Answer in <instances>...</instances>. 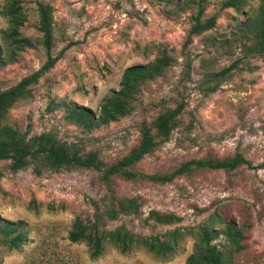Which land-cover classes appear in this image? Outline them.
Here are the masks:
<instances>
[{"label": "rangeland", "instance_id": "1", "mask_svg": "<svg viewBox=\"0 0 264 264\" xmlns=\"http://www.w3.org/2000/svg\"><path fill=\"white\" fill-rule=\"evenodd\" d=\"M220 2L204 0L201 19L214 15L215 23L182 47L196 12L187 0L22 1L25 20L19 33L34 45L0 67V91L45 60L38 45V4L50 7L49 55L59 58L10 107L6 125L26 138L51 133L79 154L94 152L109 165L137 144L141 123H150L180 98L185 108L168 141L131 168L138 175L135 180H111L117 197L136 198L138 216L106 217L108 192L94 170H44L35 175L31 166L11 172L8 161L0 162V226L20 222L18 231L23 234L16 250H8L0 235V264H184L192 252V236H185L171 257L160 258L142 248L120 253L105 245L92 258L83 241H67V232L78 218L85 225L95 222L97 232L123 226L134 235L154 236L204 225L213 214L207 226L218 229L226 221L242 230L243 250L232 256L234 264H264V168L192 170L164 185L144 179L169 173L189 160L240 154L252 166L264 161V54L251 50L252 35L245 28L256 15L258 0L238 12L220 8ZM2 5L0 0V9ZM5 29L0 15V43ZM161 50L171 58L170 66L139 86L129 114L90 130L65 121V107L96 112L102 99L118 89L124 69L151 63ZM230 65L232 71L207 93L212 85L206 83L211 82L208 75ZM150 211L171 213L180 220L172 225L143 223ZM212 243L221 245L223 239L219 236Z\"/></svg>", "mask_w": 264, "mask_h": 264}, {"label": "trees", "instance_id": "2", "mask_svg": "<svg viewBox=\"0 0 264 264\" xmlns=\"http://www.w3.org/2000/svg\"><path fill=\"white\" fill-rule=\"evenodd\" d=\"M2 1L0 15L6 21V29L2 33V43H0V67L13 62L19 52L34 45L29 38L19 33V28L25 20L21 5L23 0ZM187 1L196 7V12L190 18L191 25L182 47H185L193 37L210 30L215 23L214 15L201 19L204 0ZM249 1L251 0H221L220 8H230L238 12ZM36 14L37 32L40 35L38 45L44 50L46 57L36 71L23 77L12 87L0 91V162L8 161V169L11 172L31 166L35 175H39L44 170L54 172L70 169L94 170L99 173V179L108 192V202L104 209L106 217L114 219L119 214L138 216L139 204L136 198L117 197L110 188L111 180L117 177L121 180L133 181L138 177L137 174L131 172V168L144 156L151 154L168 141L171 132L181 123L180 116L185 108L184 100L180 98L172 108H164L150 123H141L138 129L137 144L120 160L109 165L100 161L94 152L79 154V150L56 140L55 136L48 132L26 138L4 123L6 113L15 102L28 93V87L47 72L59 58V54L54 57L49 55L52 45L50 7L38 4ZM245 28L252 35L251 50L256 54H264V0H258L256 15L245 24ZM170 63L171 58L164 50H161L151 63L124 69L120 75L118 89L102 99L96 112L87 108L65 107V121L84 130H90L126 116L132 109L130 102L139 86L162 75ZM233 68L234 66L230 65L209 74L207 78L211 82L206 83H212V85L207 86L206 92L212 93ZM240 166H245L247 169H263L264 161L252 166L240 154H234L230 158L221 160H189L169 173L152 174L142 178L164 185L192 170L208 169L230 172ZM96 209L94 205V210ZM94 214L97 218L98 214ZM215 216L213 214L207 217L204 225H197L193 228L177 227L162 235L154 236L134 235L123 226L97 232L95 222L85 225L80 219L75 218L67 232L66 239L70 243L83 241L88 246L92 258L99 256L105 245L114 247L120 253L142 248L157 257L166 258L173 256L179 242L188 235L192 236L194 243L192 252L186 257L184 264H234L232 256L243 250L242 230L232 222L226 221L220 222L221 226L218 229L207 226ZM179 220L171 213L161 214L150 211L142 222L152 221L158 225H172L178 223ZM19 226L20 222L4 223L0 226L1 240L8 250H16L23 242V234L18 231ZM219 236L223 239V244H213L212 241Z\"/></svg>", "mask_w": 264, "mask_h": 264}]
</instances>
